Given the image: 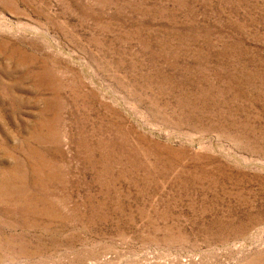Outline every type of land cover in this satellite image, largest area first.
Returning <instances> with one entry per match:
<instances>
[{
  "label": "rangeland",
  "instance_id": "1",
  "mask_svg": "<svg viewBox=\"0 0 264 264\" xmlns=\"http://www.w3.org/2000/svg\"><path fill=\"white\" fill-rule=\"evenodd\" d=\"M0 264H264V0H0Z\"/></svg>",
  "mask_w": 264,
  "mask_h": 264
}]
</instances>
